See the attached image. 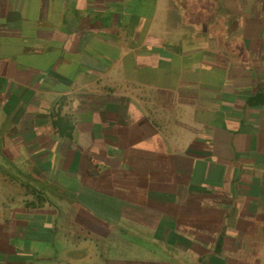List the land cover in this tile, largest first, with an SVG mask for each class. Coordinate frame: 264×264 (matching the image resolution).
I'll return each mask as SVG.
<instances>
[{"label":"crops","instance_id":"obj_1","mask_svg":"<svg viewBox=\"0 0 264 264\" xmlns=\"http://www.w3.org/2000/svg\"><path fill=\"white\" fill-rule=\"evenodd\" d=\"M263 27L264 0H0V238L65 232L83 252L63 264H98L94 243L121 236L247 258L264 218ZM24 184L47 201L28 208Z\"/></svg>","mask_w":264,"mask_h":264},{"label":"rangeland","instance_id":"obj_2","mask_svg":"<svg viewBox=\"0 0 264 264\" xmlns=\"http://www.w3.org/2000/svg\"><path fill=\"white\" fill-rule=\"evenodd\" d=\"M261 38L264 58V27L262 28ZM30 199L31 196H26V201ZM262 223L263 225L259 226L252 237V247L249 246L247 249L249 251L246 253L248 256H254V258H251L250 261L242 258L229 260L230 264H245L244 262L246 264H257L258 260L261 264H264V218ZM25 229L18 226L15 230L18 235L22 236L21 238L15 237L10 240L0 238V264H63V258L72 257V260L76 261L80 253L83 252L82 247L77 249L71 247L70 249L68 247L69 243H63L65 232L56 238V234H54L52 242L41 243L34 240L33 226L30 225L29 228L26 226ZM187 230L193 233L198 228L190 226ZM41 231L45 235L48 234V228L45 225L41 226ZM121 239L124 241L115 244L108 243L105 246L103 243H94L93 246L97 252H104L103 260L98 264H199L194 257L195 253L188 252L185 257H178L180 253L173 248H165L162 244L150 242L145 236L136 238L121 236ZM93 261L90 262L96 264Z\"/></svg>","mask_w":264,"mask_h":264},{"label":"trees","instance_id":"obj_3","mask_svg":"<svg viewBox=\"0 0 264 264\" xmlns=\"http://www.w3.org/2000/svg\"><path fill=\"white\" fill-rule=\"evenodd\" d=\"M24 186H25L26 191L34 196V200H35V202L34 201L29 202L28 208L29 207L30 208H34V207L37 208V207H39V205H41L47 201V198L43 192L39 193L37 190H34L33 188H31L28 184H24ZM261 225H263V223L258 220L257 225H254V227L252 228V232H251L252 234L250 235V237L246 243L247 246L252 247V245H253L252 241H251L252 237L254 236L256 230H258L259 226H261ZM223 246H224V235L222 232H220L218 237H217V240L215 242L214 251L219 253L221 251V249L223 248ZM251 258H254V256H248L247 258H245V260L250 261ZM201 261L202 260H200V262ZM257 264H261V262H259V260H258Z\"/></svg>","mask_w":264,"mask_h":264}]
</instances>
